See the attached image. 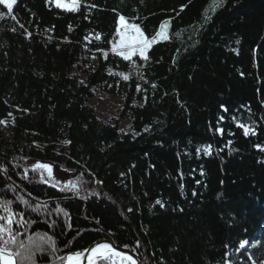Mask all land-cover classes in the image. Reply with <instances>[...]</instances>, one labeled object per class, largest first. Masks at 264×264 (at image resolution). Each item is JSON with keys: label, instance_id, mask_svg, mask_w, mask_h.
<instances>
[{"label": "trees", "instance_id": "1", "mask_svg": "<svg viewBox=\"0 0 264 264\" xmlns=\"http://www.w3.org/2000/svg\"><path fill=\"white\" fill-rule=\"evenodd\" d=\"M215 2L0 5V205L23 213L17 241L40 245L25 264H61L98 239L139 242L142 264L264 256V0ZM121 15L147 37L169 20L168 39L123 60L111 52ZM96 89L119 97L111 122L96 115Z\"/></svg>", "mask_w": 264, "mask_h": 264}, {"label": "snow or ice", "instance_id": "2", "mask_svg": "<svg viewBox=\"0 0 264 264\" xmlns=\"http://www.w3.org/2000/svg\"><path fill=\"white\" fill-rule=\"evenodd\" d=\"M55 2L57 8H62L69 12H76L79 7V0H68L67 3H62L61 0H55ZM16 3L17 0H0V5H3L9 13H12L13 6ZM222 6L223 0H217V2L213 3L212 5L213 12L216 8ZM182 10L183 7L181 8V11ZM3 18L4 13L0 12V19ZM12 19H16V17L12 16ZM210 19L211 18L207 15L205 16L206 21ZM119 21L123 25L124 30L122 31L120 27L117 28V33L120 35V40L113 45L112 51L117 56L122 57L125 61H130L131 58L136 55H139L146 61L148 57L145 55V53L150 49V47L153 44L158 43L160 40L168 39L167 26L170 24L169 20L163 21L159 25V30L151 37H147L139 26L125 23L124 16L121 15L119 17ZM20 27H23V25H20ZM13 31H15V29H13ZM109 74H113L111 69H109ZM116 74L121 75L125 81L129 79V77L123 73ZM136 87L137 91L139 92L141 90L140 85H137ZM153 87H155V85H153ZM226 110L227 109H225V111ZM0 124H6V122L0 121ZM238 127H241L244 130V134L248 135L250 131L248 126L239 124ZM218 131L222 132L221 129H218ZM203 151L205 155H210V146H205ZM197 152L199 153L200 149H197ZM33 169H42L48 172L49 176H51L52 173V169L48 164L37 163L33 165ZM69 184H71V182H69ZM156 203L161 204L159 200H157ZM10 204V201H5L2 205H0L3 211L7 213L6 216H0V221H4V223L0 224V264H25V262L31 261L32 256L34 255L33 248L40 250V245H33L31 243L32 237H28L29 243L17 241V236L20 235V233L17 232L14 234L12 225L16 217L19 216L20 220H16V223L19 224L20 227L24 226L22 222L23 213H14L10 208ZM161 206L163 207V205ZM5 234L7 235V239H5ZM45 236L47 237V234H45ZM43 242L47 243L52 248L53 252L56 251L55 241L51 237H47L43 240ZM247 243L248 241H241L239 245L240 248H244ZM12 244L17 245L14 250L9 247V245ZM124 247L127 248L128 246L125 245ZM138 249L139 242H137L135 248L130 249V251L132 253H136L138 252ZM85 256L86 264H99L100 261H106L107 264H139L138 260L134 259L133 255L123 253L117 250L116 246L110 245L107 242L98 243L91 249H85L82 252L77 251L69 253L66 256L57 257V259L63 261V264H83Z\"/></svg>", "mask_w": 264, "mask_h": 264}, {"label": "rangeland", "instance_id": "3", "mask_svg": "<svg viewBox=\"0 0 264 264\" xmlns=\"http://www.w3.org/2000/svg\"><path fill=\"white\" fill-rule=\"evenodd\" d=\"M51 3L56 6V2L55 0H50ZM62 3H67L68 0H61ZM125 23L129 24V25H133L131 23H128L127 21H125ZM120 27L121 30L123 31V25L120 23L119 18L117 21V26H116V35H115V39L112 41L111 43V52L112 51V47L114 44H116L119 40H120V35L117 33V28ZM134 57H138L141 58L139 55L133 56L131 59L133 60ZM118 73H123L124 75H131L129 73V71H118ZM121 76V75H120ZM122 77V76H121ZM92 106L95 109L96 115L99 119H101L104 122H111V119L114 118L117 114L118 111V107H119V97L116 96H110L107 94H104L100 89H96L95 90V96L94 99L91 101ZM119 128L124 131H130V125H129V121L125 118L120 122V126ZM6 129H3V133L5 134ZM39 162H36V164ZM44 164V163H42ZM50 166V165H49ZM52 169V173L51 175H56V176H60V177H67L69 176L68 174H64L61 170L58 169V167H52L50 166ZM247 256V255H246ZM246 261L249 264H264V256H262L261 258H259L258 261H256L254 258L247 256L246 257ZM243 263L242 259L237 258L235 260V262L233 264H241ZM226 264H231L230 262H227Z\"/></svg>", "mask_w": 264, "mask_h": 264}, {"label": "water", "instance_id": "4", "mask_svg": "<svg viewBox=\"0 0 264 264\" xmlns=\"http://www.w3.org/2000/svg\"><path fill=\"white\" fill-rule=\"evenodd\" d=\"M103 242H107V243H109L110 245H114V246H116V249L119 250V251H121V252H123V253H127V254H129V255H133L134 259H137L138 262H139V264H142L140 258H139L135 253H132V252L130 251V249L125 248V247H122V246H119V245H117V244H115V243H113L112 241L107 240V239H98V240H96L95 242L91 243V244H90L88 247H86L85 249H91V248L94 247L96 244H98V243H103ZM85 249H83V250H85ZM83 250H80V251L82 252ZM76 252H77V251H76ZM72 253H73V252H72ZM67 254H69V253H67ZM67 254H66V255H67ZM66 255H65V256H66ZM61 264H63V261H62ZM83 264H86V259H84Z\"/></svg>", "mask_w": 264, "mask_h": 264}, {"label": "bare ground", "instance_id": "5", "mask_svg": "<svg viewBox=\"0 0 264 264\" xmlns=\"http://www.w3.org/2000/svg\"><path fill=\"white\" fill-rule=\"evenodd\" d=\"M85 259H86V256H85Z\"/></svg>", "mask_w": 264, "mask_h": 264}]
</instances>
